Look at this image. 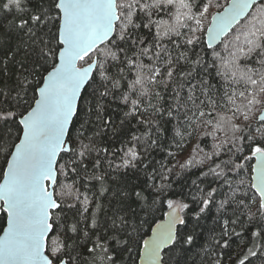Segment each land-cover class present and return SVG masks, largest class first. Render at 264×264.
<instances>
[{
    "label": "snow or ice",
    "instance_id": "obj_1",
    "mask_svg": "<svg viewBox=\"0 0 264 264\" xmlns=\"http://www.w3.org/2000/svg\"><path fill=\"white\" fill-rule=\"evenodd\" d=\"M201 3L202 10L195 0H0V154L6 164L0 168V212L5 215L0 222V264H120L123 254L134 249L143 264H171L174 252L186 255L190 248L183 246L195 245L201 234L198 229L210 215L220 226L219 238L212 229L210 239L223 248L230 246L231 236L241 237L234 228L240 216L246 215L249 223L264 222V0H227L207 27L202 22L211 0ZM177 4L187 11L180 12L175 23L153 19L154 12ZM242 21L244 30L235 34V41L243 36L244 46L229 50V58L221 56L215 51L217 42L223 43ZM202 40L214 53L207 67H215L225 80L245 84L239 92L241 104L230 109L233 116L240 114L249 121L248 113L259 106L258 119L242 127L231 124V140L215 144L216 151L198 162L210 161L206 171L200 172L199 183L191 182L195 194L189 191L176 193L178 199L166 198L168 211L148 238L142 234L147 216L171 187L170 183L152 182L159 175H154L155 169L147 173L143 185L111 191L110 214L104 213L103 222L95 213L85 217L89 197L75 188L78 179L68 184L59 177L74 174L79 178L84 173L86 180L103 182L102 175H86L89 165L85 161L95 152L91 167L98 169L100 153H108L107 147L97 148L96 138L113 123L104 116L112 101L119 99L128 107L125 118L148 117L149 108L158 117L137 121L146 126L143 136L147 139L141 142L140 136L133 135L132 141L142 143L144 154L158 144L157 134L166 131L162 122L183 119L187 127L213 129L230 123L224 116L213 117L222 105L209 95L212 86L203 79L193 83L194 66L201 64V57L193 52V59L189 51ZM168 45L173 46L171 50ZM224 48L228 50V45ZM240 54L246 59L255 57L258 67L241 66ZM144 58L150 63H144ZM182 61L189 66L187 71ZM127 74L135 78L122 91ZM154 85L170 90L171 102L160 90H153ZM225 97L228 104H236L235 91L225 92ZM176 135H181L178 129ZM121 159L116 168H148L135 143ZM107 163L113 166L112 161ZM192 163L189 159L181 168ZM242 172L250 174L253 197L247 191L240 195L245 180L234 178ZM160 180L167 181L168 176L160 175ZM107 191L103 188L100 194ZM68 198L74 202H67ZM73 209L79 219L67 215ZM97 210H103L100 204ZM86 221H90L87 227L82 226ZM50 233L55 234L51 242ZM251 237L264 239V229L252 231ZM256 255L248 248L238 264ZM128 259L135 264L131 256ZM175 264L187 262L176 259Z\"/></svg>",
    "mask_w": 264,
    "mask_h": 264
},
{
    "label": "trees",
    "instance_id": "obj_2",
    "mask_svg": "<svg viewBox=\"0 0 264 264\" xmlns=\"http://www.w3.org/2000/svg\"><path fill=\"white\" fill-rule=\"evenodd\" d=\"M204 3H208V0H203ZM197 5H200L202 10L201 0H195ZM227 3V0H211L212 8L215 11L221 10ZM219 5V6H217ZM182 11H187L186 9H181L180 5L177 4L175 7H170L165 9L162 12H154L153 19L160 20L167 23H175V18ZM193 12H197V8L192 9ZM6 12V10H5ZM12 14H8V18L11 19ZM199 14V13H198ZM3 15V14H0ZM204 19L202 25L204 27L208 26L211 15L209 13L204 14ZM181 21H184V17L180 16ZM189 24H192L191 21H186ZM244 21L241 22V25H237L234 32L229 33L223 39V43H220L217 47H215V51L219 52L221 56L225 58H229L228 51H235L236 46H244L243 40L244 37L241 36L240 41H235V34L243 31ZM194 26V25H192ZM259 27V25H257ZM147 32V29L144 30ZM181 31H187V29H181ZM197 36H200L201 33L197 32ZM175 39V37H174ZM181 43H182V38ZM204 39V37H203ZM163 43L167 44V40L165 39ZM228 45V50H225L224 45ZM169 49H172V45H168ZM193 52L198 54L201 57V64L194 66L196 68V80L193 83L203 79L207 81L209 85L212 87L209 89V95L212 99L217 100L221 107H218L213 112V117L216 116H224L226 120H229L230 123H224L221 125L219 129H213L209 127H200L196 128V125L192 127H187V123L181 119V121L173 120L172 123H164L162 122L163 127L166 129L165 132L159 135L158 144L151 149L148 150L147 154H144V147H142V143H136L132 141V136H140L141 142L146 140L147 138L143 136V133L146 131V126L142 124H138L137 121L145 118V119H158V117L152 116V109H148L149 116L141 117V116H130L125 118L124 112L128 111V107H126L123 103L120 102L119 99L112 101L111 106L108 107L105 111V119L110 118L113 123L111 126L102 132V135L96 138V146L97 148L103 149L105 147L108 148V153H100L101 158V167L98 169H93L91 167V161L96 158V153L93 152L92 156L89 160H86L85 163L89 165V171L86 174L91 177L93 174L102 175L104 177L103 182L97 181L95 179H85V174L82 173L79 178L75 177L74 174H70L67 178L61 176L60 180L65 183L72 184L73 180H77L78 182L75 184V188H78L81 193L86 194L89 197L88 209L89 211L85 213V217L91 216L93 213L96 214L98 220L103 222L105 216V212H109L110 214V201L111 191L119 186H128V185H143L147 179V173L151 172L152 169H155L156 179L152 181L153 183H170L171 187L168 190L167 197H160L161 202L154 205L152 212L147 216L148 223L143 226L144 238H146L151 230V228L163 218L164 213L168 211L166 203L163 201L166 198L178 199L179 196L175 195L176 193H188L192 191L195 194L196 189L191 184L193 180H196L199 177L201 171H206L207 164L210 161H205L204 164L198 163L201 160H204L205 154H211L216 149L213 147L215 144H220L223 141H230L232 136L234 135L233 130L231 128V124H237L241 127L245 123L254 122L257 120V115L259 111L257 108H254L252 112H249V121L243 120V115L237 114L233 116V112L230 109H234L237 105L228 104L227 99L225 97V92L229 95L233 91L237 93L236 101H242V98L239 97V92L245 90V84L241 81L239 84L233 83L231 80H225L223 77L217 75L215 67H207V65H211L214 59L213 50L207 49L205 43L197 44L194 49L189 51V56L195 59ZM175 55V53H173ZM144 63L148 64L150 61L147 58H144ZM241 66L247 67H258L255 64V57L252 59H246L243 54H240ZM184 70H188V65H185L184 62H181ZM219 64V61H217ZM206 68V70H205ZM223 71V69H222ZM133 74H127V80L122 81L121 90H125V85L134 79ZM153 90H160L162 95L166 100L171 102L172 93L170 90L164 91L161 88H157L155 85L152 86ZM187 91V89H185ZM247 94V93H246ZM199 95V92H197ZM201 99H207V97L201 96ZM152 103H156L155 100ZM199 103V101H197ZM246 103V101H245ZM147 104L141 105V109L143 110ZM203 107V106H202ZM204 111H209L210 109L204 107ZM209 117H204L202 119H208ZM121 120L124 121L121 124ZM167 120V117H165ZM193 128H196L193 131ZM179 130L181 135H176V130ZM211 131L212 135L208 136L205 133ZM191 132L192 135H188ZM91 135V133H87ZM235 135H239V133H235ZM7 139V137H5ZM152 139H156V136H152ZM87 143V141H85ZM136 144V150L142 154V159L144 163L148 164V168L144 169L142 165H138L137 169H124V168H116L115 165H119L122 163V157L124 151L127 150L128 147H132L133 144ZM171 153V154H170ZM245 154H248V150L245 149ZM222 158L226 159L227 156H222ZM67 157H65V160ZM192 159L193 163L191 166H187L181 168V165L186 164V161ZM107 161H112L113 166L109 167ZM63 163L64 161H59ZM253 163V161H251ZM5 167V156L4 154H0V168ZM171 169L169 172L168 170ZM160 175L168 176L167 181H161ZM239 178H243L245 180V185L240 187V195L243 194L244 191L248 192L249 197L254 196V191L250 189L249 180L250 174L247 172H242L241 177H236L234 180H238ZM204 187V185H201ZM233 187H236V183L233 184ZM103 188L109 189V191L105 192L101 195V190ZM59 191V188L57 189ZM151 195V193H148ZM222 198V197H218ZM83 197H81V200ZM246 203H250L247 198H245ZM67 202H74L71 198L67 199ZM114 203V202H112ZM97 204H100L102 211L97 210ZM81 205L76 203V209H79ZM253 210H255L256 205L251 204ZM76 209L67 212L69 217L76 216L79 219V216L76 215ZM229 215H232V210L229 209ZM234 218V217H233ZM5 220V215L0 212V222ZM90 221H86L82 224V226L87 227V224ZM236 232L241 233V237L237 238L236 236H231L229 239V247L223 248L219 245H216L210 239L211 230L215 229L216 236L219 238L220 235V226L213 220L212 215H210L207 219L203 221L202 229H198V232L201 234L198 235L196 243L194 246L184 245L185 248H190V251L184 255L180 253L179 250L174 252L172 255L174 257L171 264H175L176 259H182L186 261L187 264H214L215 261H219V264H238L240 259L244 258V255L247 254V249L252 248L257 252L256 256H249L245 261V264H264V239L260 237L253 238L251 237L252 231H257L259 229H264V222L253 221L252 223L248 222L247 216H240L239 222L234 226ZM52 239H55V234H50L49 242ZM222 243V241H221ZM131 256L132 261H135V264H138V255L136 254V250L134 249L133 253H124L123 258L120 260V264H132V262L128 259ZM86 259H90V257H85Z\"/></svg>",
    "mask_w": 264,
    "mask_h": 264
},
{
    "label": "water",
    "instance_id": "obj_3",
    "mask_svg": "<svg viewBox=\"0 0 264 264\" xmlns=\"http://www.w3.org/2000/svg\"><path fill=\"white\" fill-rule=\"evenodd\" d=\"M227 6V3H226V5L224 6V7H226ZM223 7V8H224ZM223 8L221 9V10H219V11H216V12H214L212 15H215V14H217V13H219V12H222L223 11ZM212 15H211V17H212ZM211 17H210V20H209V23H208V25L211 23ZM225 38V37H224ZM223 38V39H224ZM204 39L206 40V37H204ZM220 43L219 42H217V44H216V46L215 47H217L218 45H219ZM205 45H206V43H205ZM206 47H207V45H206ZM208 49V48H207ZM86 66V65H85ZM260 114V113H259ZM259 114H258V116H259ZM258 116H257V119H258ZM253 163H255V161L253 160ZM6 167V166H5ZM254 191V190H253ZM164 219V216H163V218L162 219H160L157 223H160L162 220ZM156 223V224H157ZM155 224V225H156ZM155 225L153 226V227H155ZM5 227H6V224L4 225ZM152 227V228H153ZM51 234V233H50ZM0 235H2V232H0ZM151 235V230H150V232H149V234H148V236H150ZM50 236V235H49ZM148 236L146 237V238H148ZM138 264H143V261H142V259H140V258H138Z\"/></svg>",
    "mask_w": 264,
    "mask_h": 264
},
{
    "label": "rangeland",
    "instance_id": "obj_4",
    "mask_svg": "<svg viewBox=\"0 0 264 264\" xmlns=\"http://www.w3.org/2000/svg\"><path fill=\"white\" fill-rule=\"evenodd\" d=\"M214 12H216L215 10H214V8H212V6L211 7H209V11H208V13L210 14V15H212ZM207 14V13H206ZM241 104V100H240V102H239V100H237L236 101V105H240ZM259 114V113H258ZM258 116V115H257ZM5 166H6V164H5Z\"/></svg>",
    "mask_w": 264,
    "mask_h": 264
}]
</instances>
